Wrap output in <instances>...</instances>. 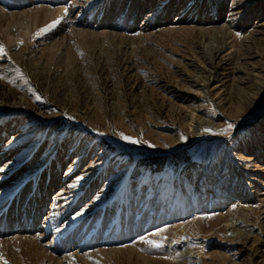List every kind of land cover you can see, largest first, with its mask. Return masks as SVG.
<instances>
[{
    "label": "rangeland",
    "instance_id": "rangeland-1",
    "mask_svg": "<svg viewBox=\"0 0 264 264\" xmlns=\"http://www.w3.org/2000/svg\"><path fill=\"white\" fill-rule=\"evenodd\" d=\"M76 1L83 8L73 10L82 35L69 25L65 40L36 37L25 49L17 45L9 52L0 44V160L11 163L10 170L36 155L13 180L40 181L38 170L48 166L64 175L74 162L75 171L84 170L69 187L75 199L71 214H84L70 218L78 225L129 203L141 180L155 181L152 190L159 192L166 178L168 190L177 192L181 184L178 190L187 196L199 192L202 182L211 195L224 192L215 179L234 167L248 199L241 202L247 215L239 219L245 222L244 236L231 240L229 249L222 245L224 222L216 219L231 206L223 198L220 209L201 208L183 218L197 219L188 231L189 244L206 241L199 261L181 252L165 255V242L156 241L160 246L145 248L144 259L107 254L89 262L264 264V0H211L203 13L229 15L232 25L226 30L219 28L223 21L179 19L197 16L192 8L197 0H163L160 7L153 0H119L111 13L106 7L114 0ZM170 3L179 9L168 10ZM114 15L119 19L113 33L101 36V26H107L100 23L103 17ZM212 40L221 48L210 79L178 96L174 89L186 83L180 75L191 69L190 62L198 63ZM187 106L197 116L205 112L210 123L198 129L185 117ZM51 196L49 191L47 207ZM212 229L214 234L205 236ZM167 234L161 233L164 239ZM51 237L47 232L44 241ZM137 240L130 236L129 244Z\"/></svg>",
    "mask_w": 264,
    "mask_h": 264
},
{
    "label": "bare ground",
    "instance_id": "bare-ground-1",
    "mask_svg": "<svg viewBox=\"0 0 264 264\" xmlns=\"http://www.w3.org/2000/svg\"><path fill=\"white\" fill-rule=\"evenodd\" d=\"M73 1L0 0V28L3 32L0 36V44L9 52L13 46L17 45L18 48L25 49L36 37L45 40L52 37L50 35L59 37L62 35V40H65L64 30L69 25H71V32L82 35L83 31L75 28L78 22L74 20L79 21V18H75L73 10L76 7L83 12V8L78 1L75 0L77 2L75 4L72 3ZM153 1L156 7L163 4V0ZM114 2L106 7L109 13L114 12V8L119 4V0H114ZM211 6H213L211 0H197L192 5L194 14L197 11V16L187 18L186 15H180L179 19L181 21L197 19L199 23L203 21L213 24L223 21L219 28L228 29L232 25V18L229 15L213 17L203 13ZM171 8L179 9L176 4L170 3L168 10H172ZM112 16L111 18L105 16L102 19L104 22H100L102 25L107 23V26H101L99 31L103 37H109V34L113 33V29L116 28L113 22L118 21L119 15H114L115 18ZM57 21L54 27H50ZM44 30L45 35H43ZM64 43L68 44L65 41ZM208 44L210 45L204 52L200 53L198 63L190 62L191 69H187L180 75L181 78H185L186 83L174 89L178 96L183 97L186 96V92L197 91V86L199 87L201 81L205 83L210 79L213 63L221 47L214 43V40ZM20 104H22L21 100L18 105L21 106ZM193 109L187 106L185 117L196 121L198 129L201 124L210 123L205 112H203L204 115L197 116ZM0 123H2V118H0ZM172 142H175V139ZM12 153L13 149H10L9 154ZM34 158L36 155L32 154L24 163L18 165L19 167L10 170L8 166L11 163L0 160V264H71L72 262L91 264L89 260L101 259L107 254L115 257L124 255L127 258L144 259L147 258L145 248H155L153 241L165 242V253L169 251L165 255H177L181 252L185 259L195 258L194 260L199 261L206 241L201 239L198 244H189L191 236L188 231L192 229V226L196 227L197 219L192 218L187 221L183 218L201 208L204 210L220 209L223 198H226V202L231 205L226 213L219 214L216 218L224 222L226 241L222 243L223 247L229 249L231 240L242 239L244 236L241 232L245 229V222L240 224L239 219L247 215L243 208L246 204H241V202L248 199V194L241 188L242 185L234 167L225 170L226 174L220 179H215L218 181L216 184L225 189L224 192L216 190L211 195L208 194L202 182L199 192L187 196L178 190L181 184H177V192L168 190L166 178H163L159 192L152 190L155 181L146 184L141 180L140 183H135V196L129 203L122 202L120 206H113L107 211L100 212L98 218L91 223L85 224L81 221L77 225L70 218L83 217L84 214L83 210L71 214L75 199L71 195L73 189L69 187L83 177L84 170L75 171L74 162H72L67 166L64 175H60L57 171L53 173L52 167L48 166L38 170L40 181L35 178L29 181L13 180L12 176L16 175L17 170L30 165ZM31 169L36 170L34 167ZM217 172L222 173L221 170ZM49 191L52 192V198L50 206L47 207L49 200L46 201V198ZM121 197L124 198V194ZM13 216L14 218L11 219ZM217 222L219 224V221ZM213 229L205 236L213 235ZM167 230L168 234L164 239L161 233ZM47 232H50L52 237L44 241ZM130 236H137L139 240L129 244ZM106 244L115 246L105 247Z\"/></svg>",
    "mask_w": 264,
    "mask_h": 264
},
{
    "label": "snow or ice",
    "instance_id": "snow-or-ice-1",
    "mask_svg": "<svg viewBox=\"0 0 264 264\" xmlns=\"http://www.w3.org/2000/svg\"><path fill=\"white\" fill-rule=\"evenodd\" d=\"M55 23H58V21H57V22H54L53 25H51L50 27H54V26H55ZM0 54H3V48H2V47H0ZM37 99H39V97H37ZM229 127H231V125H229ZM122 138H123V139H127V140H129L130 142H132V143H136V141L131 140L130 137H124V136H122ZM152 244H153V246H155V247H159V246H160L159 244H157V243L154 242V241L152 242Z\"/></svg>",
    "mask_w": 264,
    "mask_h": 264
}]
</instances>
